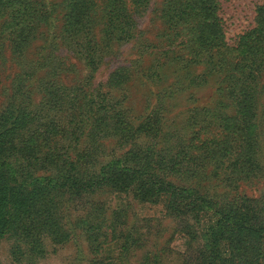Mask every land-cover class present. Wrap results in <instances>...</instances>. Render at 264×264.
I'll return each instance as SVG.
<instances>
[{
	"label": "rangeland",
	"instance_id": "1",
	"mask_svg": "<svg viewBox=\"0 0 264 264\" xmlns=\"http://www.w3.org/2000/svg\"><path fill=\"white\" fill-rule=\"evenodd\" d=\"M30 1L38 5H32L37 13L27 38L16 43L0 20V116L13 115L7 126L16 124L4 147L19 155L25 186L35 177L58 176L66 158L86 174L135 149L149 153L152 165L178 185L219 200L264 202V59L251 75L242 73L244 63L223 61L209 50L215 42L201 43L200 30L183 19L188 0H147L140 9L128 0L135 26L123 39L111 23L117 13H110L109 1L96 0L90 36L98 59L90 64L65 33L64 0ZM262 4L219 0L228 46L256 27ZM236 85L252 92L258 114L260 167L249 178L234 170V154L208 144L235 116ZM231 172L238 181L227 180ZM47 215L54 227L43 235L42 255L5 232L0 264H211L201 221L207 224L212 212L201 221L179 215L166 197L144 201L132 187L108 185L85 194L54 189Z\"/></svg>",
	"mask_w": 264,
	"mask_h": 264
},
{
	"label": "trees",
	"instance_id": "2",
	"mask_svg": "<svg viewBox=\"0 0 264 264\" xmlns=\"http://www.w3.org/2000/svg\"><path fill=\"white\" fill-rule=\"evenodd\" d=\"M107 1L110 13H117L111 23L120 32L119 38L130 37V29L135 26L132 5L129 6L128 0ZM146 1L132 0L135 9H140ZM33 4L38 5L30 0H0L1 27L16 43L27 38L34 27L37 11H33ZM63 4L65 33L89 63L96 64L97 43L90 36V9L96 0H64ZM218 5L219 0H188L180 12L193 30H200L196 35L201 43L204 39H212L215 44L209 50L216 51L225 62L238 60L237 67L244 63L242 73L251 75L264 59V4L258 8L256 27L243 34L236 47L228 46L224 40ZM115 75L117 79L119 74L115 72L113 77ZM244 91L247 90L234 86L231 97L235 116L230 122L219 125V131L209 137L208 144L223 148L228 155L234 154L231 162L234 170L249 178L260 167L256 149L258 114L252 92ZM7 115L0 116V236L7 232L17 240L18 246L24 245L33 255H42L43 235L54 227L52 217L46 216L47 198L52 190L70 189L85 194L106 185L119 190L132 187L144 201L157 202L166 197L168 208L179 215L189 213L200 219L205 212H212L207 224L200 219L208 253L206 258L211 264H264L263 201L247 197L219 200L218 196L178 185L163 176L160 167L152 165L149 153L146 156L144 150L135 149L86 174L79 173L77 162L66 158L58 176L35 177L25 186L28 182L22 183L16 165L19 155L4 147V138L16 130L15 122L7 126L13 118ZM190 145L196 147V143ZM227 180L239 179L231 172Z\"/></svg>",
	"mask_w": 264,
	"mask_h": 264
}]
</instances>
